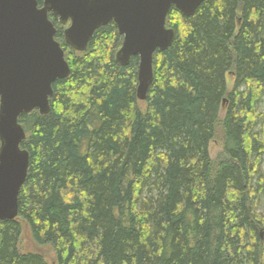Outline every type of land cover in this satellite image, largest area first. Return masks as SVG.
Masks as SVG:
<instances>
[{"label":"trees","instance_id":"obj_1","mask_svg":"<svg viewBox=\"0 0 264 264\" xmlns=\"http://www.w3.org/2000/svg\"><path fill=\"white\" fill-rule=\"evenodd\" d=\"M50 19L71 73L53 84L48 114L19 117L30 164L18 216L0 220V264H51L20 249L25 227L56 264H263L264 0H204L190 17L172 7L177 37L154 54L145 101L139 57L116 61L114 22L79 52L70 23Z\"/></svg>","mask_w":264,"mask_h":264},{"label":"water","instance_id":"obj_2","mask_svg":"<svg viewBox=\"0 0 264 264\" xmlns=\"http://www.w3.org/2000/svg\"><path fill=\"white\" fill-rule=\"evenodd\" d=\"M204 0H0V220L19 214L30 153L21 144L26 132L19 117L51 110L53 84L71 73L65 50L55 38L50 13L62 24L66 43L83 52L94 33L114 22L123 43L116 61L127 66L139 57L137 97L145 101L154 78V54L177 37L167 26L172 7L195 14Z\"/></svg>","mask_w":264,"mask_h":264},{"label":"rangeland","instance_id":"obj_3","mask_svg":"<svg viewBox=\"0 0 264 264\" xmlns=\"http://www.w3.org/2000/svg\"><path fill=\"white\" fill-rule=\"evenodd\" d=\"M235 79L231 73H228L227 75V84H228V89L232 90L234 86ZM244 88L241 87L240 91H242ZM258 110L263 113L264 115V98L258 102L257 104ZM225 116V111L222 110L220 117L221 121L217 126L216 130V136L215 138L211 141L210 143V156L213 160V162L217 163L220 159L224 158V142H223V122L222 120L224 119ZM264 129V119H258L255 127H254V132L260 133ZM259 176H262L264 178V154H263V160L259 166V174L255 177V180L257 181ZM256 210L261 213L264 216V191L263 193L258 197L257 202H256ZM261 238L263 242V258H262V263L264 264V225L262 226L261 229ZM20 249L23 252H39L45 258L51 263V264H56L55 262V253L50 245H39L36 243L33 238L32 234L29 228L25 227L24 232L21 238L20 242Z\"/></svg>","mask_w":264,"mask_h":264},{"label":"bare ground","instance_id":"obj_4","mask_svg":"<svg viewBox=\"0 0 264 264\" xmlns=\"http://www.w3.org/2000/svg\"><path fill=\"white\" fill-rule=\"evenodd\" d=\"M60 80V79H59ZM136 91V90H135Z\"/></svg>","mask_w":264,"mask_h":264}]
</instances>
